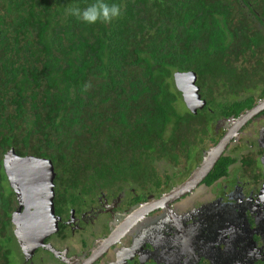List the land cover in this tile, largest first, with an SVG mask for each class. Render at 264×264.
Masks as SVG:
<instances>
[{"label": "trees", "instance_id": "trees-1", "mask_svg": "<svg viewBox=\"0 0 264 264\" xmlns=\"http://www.w3.org/2000/svg\"><path fill=\"white\" fill-rule=\"evenodd\" d=\"M106 3L122 9L110 23L68 12ZM262 19L264 0H0V210L7 151L119 179L198 147L172 76L195 69L210 88L234 60L263 63Z\"/></svg>", "mask_w": 264, "mask_h": 264}, {"label": "flooded vegetation", "instance_id": "flooded-vegetation-1", "mask_svg": "<svg viewBox=\"0 0 264 264\" xmlns=\"http://www.w3.org/2000/svg\"><path fill=\"white\" fill-rule=\"evenodd\" d=\"M251 56L234 60L235 74L248 80L242 85L227 81L209 88L195 69L179 71L197 73L206 101L196 111L182 101L199 116L198 147L162 157L165 165H149L148 176L109 179L80 173L78 165L68 172V165L42 158L54 166V218L43 210L46 195L23 197L13 186L16 162L10 158L6 165L7 151L2 164L13 204L8 213L0 210V264H264V62ZM235 131L194 190L161 201Z\"/></svg>", "mask_w": 264, "mask_h": 264}, {"label": "water", "instance_id": "water-1", "mask_svg": "<svg viewBox=\"0 0 264 264\" xmlns=\"http://www.w3.org/2000/svg\"><path fill=\"white\" fill-rule=\"evenodd\" d=\"M197 81L198 75L193 71L176 72L172 76V83L175 89L180 93L186 105L193 111H196L199 107L203 108L206 104V101L201 98ZM262 109H264V105H262ZM249 114L251 113L247 115ZM247 115L241 119L242 122L248 120ZM236 135L237 131L226 135L216 147L211 148L192 176L185 183L174 188L169 194L164 195L161 201L167 202L169 199H176L194 190L211 172ZM6 157V165H9L10 160L8 161V159L10 158L16 162V165L10 168L17 176L12 178L13 186L16 189H20L23 197L30 195L44 197L46 195V207L43 210L47 213L46 218H54L53 186L55 174L52 161L37 157L21 158L14 151L9 152ZM21 171L25 172L24 175H21ZM55 229H57V226H55Z\"/></svg>", "mask_w": 264, "mask_h": 264}, {"label": "clouds", "instance_id": "clouds-1", "mask_svg": "<svg viewBox=\"0 0 264 264\" xmlns=\"http://www.w3.org/2000/svg\"><path fill=\"white\" fill-rule=\"evenodd\" d=\"M68 12L85 23H96L98 20L104 23H110L113 19L119 18L122 14L120 5L116 3H106L99 7H88L80 9L79 7L70 8Z\"/></svg>", "mask_w": 264, "mask_h": 264}, {"label": "rangeland", "instance_id": "rangeland-1", "mask_svg": "<svg viewBox=\"0 0 264 264\" xmlns=\"http://www.w3.org/2000/svg\"><path fill=\"white\" fill-rule=\"evenodd\" d=\"M263 51V50H262ZM263 73H264V71H263ZM262 76H264V74H261L260 75V78L262 77ZM228 81H230L231 82V84H239V85H242L243 83H245V82H248V80H246L244 77H242V76H240V75H234V76H232ZM261 83V82H260ZM179 109H181V110H184L185 109V105L183 104V102H179ZM157 163V165H158V167H160L162 164L163 165H165L164 163L165 162H160V160L158 159V160H156L155 161V164ZM172 162H170V164H171ZM167 166V165H166ZM161 169H162V167H161ZM151 172V168H147L146 169V171L144 172V171H141V175H143L144 173H145V175L146 176H148V175H150L148 172ZM134 174H136V173H134ZM134 174H132V175H134ZM162 177V176H161Z\"/></svg>", "mask_w": 264, "mask_h": 264}]
</instances>
